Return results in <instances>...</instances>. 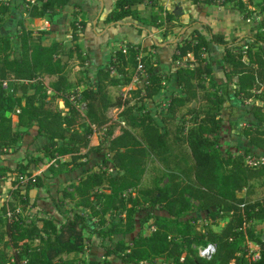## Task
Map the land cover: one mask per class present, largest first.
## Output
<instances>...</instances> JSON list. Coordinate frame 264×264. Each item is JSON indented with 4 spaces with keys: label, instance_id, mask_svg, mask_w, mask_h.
Masks as SVG:
<instances>
[{
    "label": "trees",
    "instance_id": "trees-1",
    "mask_svg": "<svg viewBox=\"0 0 264 264\" xmlns=\"http://www.w3.org/2000/svg\"><path fill=\"white\" fill-rule=\"evenodd\" d=\"M83 1L89 0H36L26 9L30 19H44L72 6L68 50L59 41L44 45L42 37L49 30L34 33L25 26L22 16L18 20V54L13 51L9 35L0 34V156L16 152L20 140L33 127L44 140L37 156L28 155L26 162L15 166H0V175H11L12 184L17 185L7 207L0 206V264L10 260L9 248L14 250V259L25 260V264H148L156 258L165 264H264V240L250 225L252 220H264V195L251 198L254 183L263 180L260 185H264V0L256 4L260 18L252 34L231 38L213 31L205 21L183 23L170 12L160 18L153 9H163L165 0H102V6L97 0L94 26L102 33L110 27L123 26L134 28L139 35L150 31L149 27L161 31L149 38L151 45L128 41L125 48L118 47L98 68L93 85L86 83L81 70L87 59V51L78 42L88 23L83 18ZM226 2L241 14L255 3L224 0L220 5ZM147 7L152 11L145 17L142 11ZM10 14L9 2L0 0V28ZM170 36L175 39L173 42ZM168 41L175 45L170 62H181L188 55L192 58L186 60L191 65L175 66L173 78L160 71L159 59L155 60L158 53L151 54L152 49ZM209 45L221 50L223 82L213 76ZM74 58L77 63L70 65ZM139 62L147 76L143 86L130 90L131 96L125 99L113 97L110 88L128 85ZM74 69V80L70 81L68 75ZM45 77L51 78L48 86L54 97L62 98V93L78 88L80 100L86 105L84 113L65 98L66 110L55 107L46 92ZM169 83V116H162L160 124L145 102L153 100ZM231 83L238 98L261 102L252 104L249 111L253 121L241 130L247 143L242 154H224L219 146L225 117L222 114L226 111L231 116L235 111L230 101L234 96L229 93ZM19 84L21 94L16 93ZM112 108L120 109L119 117L125 126L108 115ZM136 109L142 111L135 113ZM178 113L190 118L175 126L173 138L177 144L187 146L191 161L177 170L162 171L150 186L141 187L150 154L165 160L170 133L167 124ZM102 128L108 138L105 151L90 142L93 132ZM255 153L262 158L258 167L245 161L246 155ZM93 155L98 158L93 159ZM64 156L69 160L61 161ZM45 159L52 161L48 173L53 176L76 172L68 186L61 188L59 200L62 204L65 199L72 201L80 210L64 213L59 226L46 217L23 218L16 212V208L29 203L32 188L45 187L48 175H34L32 171ZM242 191L244 194L240 195ZM140 209L148 212L137 219ZM155 209L164 214L153 213ZM192 210L203 212L208 221L202 229L183 218ZM222 218L227 221L218 231L209 227ZM150 219L153 229L149 234L113 242V236L132 234ZM88 234L99 238L102 257H71L88 247ZM36 240L38 243L33 244ZM250 242L258 246L257 258H253ZM207 243L215 245L210 259L197 254V248ZM111 256L118 262L112 261Z\"/></svg>",
    "mask_w": 264,
    "mask_h": 264
},
{
    "label": "rangeland",
    "instance_id": "rangeland-1",
    "mask_svg": "<svg viewBox=\"0 0 264 264\" xmlns=\"http://www.w3.org/2000/svg\"><path fill=\"white\" fill-rule=\"evenodd\" d=\"M14 1L15 3H12ZM171 1L173 0H165V3L166 4H168L169 2L171 3ZM212 1L213 3L211 4L214 6H224V9H233L232 4L230 2H226L225 4L220 5L221 2L217 0H212ZM9 2L11 5V14L7 17L6 22L0 28V34L9 35L11 39L13 51L15 54H18L19 45H20L19 39H18V32H19L18 20L21 16H26L25 10L30 6V4L27 7V4H26L27 0H10ZM200 2H203L204 4H206L204 0H200ZM254 2L255 3L253 5L248 6L247 10L243 11L242 14L238 10H237L238 14L236 12L232 14L234 18H237L238 23H235L236 21H234V23L237 25H235V27H230L231 31L226 30V34H227L226 36L228 38L234 37V34H237L235 36H239L242 34L243 35L248 34L250 33L248 32L249 30H252L253 28L257 26L258 24L257 22L259 21V18H260V13L258 12V8L256 4L257 2H259V0H254ZM164 7H165V4L163 5V9L161 10L156 9V12L160 14V18H164L165 13L168 12ZM151 11L152 9L150 8L147 9L146 12L142 11V15H144L145 17H148ZM244 15H246L247 18H245ZM94 16H95V13L91 15L90 17L88 16L86 17L84 15L83 18H85L87 22L88 21L91 22L94 19ZM45 18H47V21L49 23L51 22L52 17L51 18L45 17ZM59 19L61 21L60 29L62 30L63 25L65 24V26H68L69 21L71 19V15L69 14V7L66 6L64 8V11L62 12ZM190 20H197V19H190ZM35 22H36L35 20H31V23H32L31 27L30 25L25 24L27 28H32L34 33H36L38 30L42 28L40 27L42 25H39L40 24L39 22L37 23V25L35 24ZM163 26H165V24H163ZM151 28L153 27H149L150 31H151ZM221 29L224 30L223 27ZM68 30L70 31V28ZM153 30H156V29L154 28ZM62 32L64 33V30ZM144 33L146 32H142L140 35H143ZM81 34L82 33L79 34V38H81ZM46 39H47L46 37H42V42L44 44L46 43ZM169 40H172L171 42H173L175 39H173V37H170ZM78 42L82 43V40L80 41L78 40ZM127 42L128 41H126V44ZM168 44H171V43H169V41L165 42V45H168ZM83 46L82 48H84ZM170 46H173V45H170ZM122 47L125 48V46H122ZM212 47H215V45H212V46L209 45V49L207 53L210 57V61L214 69L213 76L217 82H223L225 80V77H224V74L221 68V59H219L221 58L220 57L221 50L218 51L216 50V48L213 50ZM156 52L158 53L159 51L154 49V52L151 51V54L154 55L156 54ZM140 55H142V53ZM156 55H158L159 57H155V60L159 59V63H158L159 69L165 77L173 78L174 77V71H173L174 66L178 64L191 65L189 62L186 61L187 59H192L191 55H188L181 62H174V63L170 62L171 64H168L169 62L168 60L162 61L159 53ZM86 56H87V59L84 63V66L81 68V70L83 71V76L86 79V83L88 85H93L96 80V78L94 77L96 76L94 75V72L98 70V63H96L95 60H91L92 59L91 55H89L88 53L86 54ZM76 63L77 61L75 58L70 61V65H75ZM75 70L77 69H74L68 75V79L70 81L74 80L73 73L75 72ZM113 75H116V73L113 72ZM146 78L147 76L145 74L139 75L137 80L134 81V84L132 85L133 86L132 89L142 87L143 84L145 83ZM50 81H51V78H47V77L44 78V83L46 85H48ZM20 84L17 85V90H16L17 94H21ZM171 85L172 83H169L168 87L163 88L160 91V93L153 98V100L151 101L147 100L145 102V107L148 109H151L154 113H156L155 119L160 124L163 123V121L161 120L162 116H169L166 114V107L172 95V91L169 88V86ZM234 87H235L234 84L232 83L229 84V93L230 95L234 94V96L230 99V101L234 104L235 111H233L231 116H227L225 114L226 111L223 112L222 116H225V117H223L224 120L222 123V127L219 131V146H220L222 153L224 154H227V152L232 153V154H242L243 153L244 149L247 146V143L241 133V130L243 127H247L253 121V117L249 111L252 104L254 102L261 103L260 101H255L254 99H247L248 101L245 102V100L238 98L234 93V90H233ZM119 88L120 87L110 88V93L113 97L120 96ZM72 90H68V92H72ZM130 96L131 94H127L126 98ZM50 99L53 100L55 107H57L58 109H61L60 105L57 102L58 98L50 95ZM122 99H125V98H122ZM134 101L135 99L132 100V102ZM194 105L195 103L191 104V106H194ZM138 106H140V103H137L136 108H138ZM141 111L142 109L140 110L136 109L135 113H140ZM119 112H120V109L112 108L109 110L108 115L112 118V120L114 121L119 120L120 122L121 119L119 117ZM165 118H170V117H165ZM187 118H190V115H187L184 118H182L180 113H178L169 121V123L167 124V127L170 132L169 133V149L164 154L165 160L163 158L156 157L154 154H150L149 159H148L146 173L141 182V187L150 186L152 184L153 178L156 175H159L162 171L166 169L177 170L180 168V166H183L184 164H187L191 161L187 146L177 144L173 138L174 137L173 131L175 129V126L180 125L181 121ZM13 125L15 126V122H13ZM104 132H105V128H102L99 131L93 132V134L91 135L90 142H91V145H100V147L105 151L108 145V141H107L108 138L106 137ZM43 141H44L43 138L40 135H37L35 127L29 129L27 134L20 140L19 149L16 151V153L13 152L9 154H3L0 156V166H4V165L15 166L19 162H26V157L28 155L37 156L40 152V148H41ZM259 155L260 154L255 153V155H251V156L260 157ZM92 157H94L93 159L98 158L97 155H93ZM60 159L61 161H65V160H69V157L64 156V157H61ZM51 163L52 161H48L47 159H45L37 167H32V171L34 175H38V174L48 175V177L45 178L46 185L45 187H42V188H36V187L32 188L29 191V203L24 207L16 208V212H19V215L23 218H26V216L46 217V218L54 220V223L57 226H59V224L63 222L64 220L63 218L64 213L69 212V214H72L80 210L74 205L72 201L65 199L63 200V204H62L60 203V200H59V198H61V188L68 186L69 179L72 176H75L76 172L71 173L69 171H64L63 173L59 175L53 176L50 173H48V169L50 168ZM11 180H12V176L9 174H5L3 176L0 175V206L5 205L7 207L6 204L9 201H11V196H12L11 191L17 188V185L12 184ZM22 181L25 182L26 179H23ZM262 181L263 180H260L254 183V187H253L254 192H253V195L251 196L252 199L259 198L264 195V185H260ZM243 194H244V191L240 193V195H243ZM147 212H148L147 210L140 209V213H138L136 218L137 219L143 218L144 216L147 215ZM153 213L164 214V212L159 209H155ZM8 216H11V213H8ZM183 218L190 220L191 223L195 224L201 229L208 222L204 218L203 212H196L195 210L185 213L183 215ZM26 220L27 219H25V221ZM226 221H227V218H222L218 220L216 223H210L209 227L215 231H218L226 223ZM150 222H152V219L144 223L142 226L136 227L135 231L132 234L113 236V242L117 240L129 241L133 235L149 234L151 230L153 229V226L149 225ZM137 223H138V220H137ZM250 225L254 229L257 236L260 239L264 240V220H252L250 222ZM37 243L38 241L36 240L33 244H37ZM105 243L108 244L109 242L106 241ZM85 244L88 247L83 252L77 253V254H70V256L78 258L80 260L91 258V257H99V258L102 257L104 250L102 247L98 245L99 238L95 234H88V237L85 240ZM249 247H250V250L253 252V258H257L258 256L257 244L250 242ZM8 250L10 254V260L6 264H12L11 260H15L14 259L15 255H12V253H14V250L12 248H9ZM90 252L93 255H91ZM110 259L116 263L118 262L114 256H111ZM148 264H165V263H163L160 258H156L150 261Z\"/></svg>",
    "mask_w": 264,
    "mask_h": 264
},
{
    "label": "crops",
    "instance_id": "crops-1",
    "mask_svg": "<svg viewBox=\"0 0 264 264\" xmlns=\"http://www.w3.org/2000/svg\"><path fill=\"white\" fill-rule=\"evenodd\" d=\"M5 1H10V0H3ZM29 1V2H28ZM35 0H27L26 4L27 7L30 3H33ZM106 1V0H105ZM109 3H112V0H108ZM12 3H15L12 2ZM206 3V2H205ZM10 4V2H9ZM165 4V9L170 12L174 13L176 17L179 19V21L186 23L190 19H197L200 21H205L209 23L211 26L212 30L215 32H221L225 36L226 30L231 31L230 27H235V23H238L237 18H234L232 14L236 12L238 14L237 9H224V6H214L211 3H206L204 4L203 2H198L196 4L191 3L188 0H173L171 3L169 2L168 4ZM208 4V5H207ZM15 5V4H14ZM83 5L86 9V14L85 16L90 17L93 15L99 8V2L96 0H89V1H83ZM11 7V5H10ZM66 7V6H65ZM60 9V11L52 16L51 22L49 23L47 21V18L45 19H30L27 14L26 16H22L24 18V24L26 25H32L31 20H35V24L39 22V25H42L40 30H49L50 34L46 36V43L44 45H49L52 41H59L62 43L63 47L65 50H68L71 47V36H70V31L69 29V24L68 26H65V24L62 27V30L60 29V16L62 12L64 11V8ZM69 7V14L71 15L72 12L74 11V8L72 6H67ZM216 7V8H214ZM150 7H147L144 11L146 12L147 9ZM151 9V8H150ZM26 11V10H25ZM153 11H156V9H153ZM232 13H231V12ZM179 15V16H177ZM95 18V16H94ZM71 20V19H70ZM234 21H236L234 23ZM70 22V21H69ZM95 20L93 19L91 22L88 21L86 25V29L84 33L81 34V38H79V41L82 40L81 45L84 47V49L87 51L89 55H91V60H95L96 63H98V68L102 66L103 64L107 63V61L110 58V54L113 53L118 47H122L126 45V41L134 42V43H140L144 44L147 42L148 45H151L149 43V38L152 36L159 35L160 29L155 28L156 30H153L154 28H151V31H146L143 35H139L138 32L134 28H130L128 26H123V27H110L107 29L106 32L102 33L100 28H95ZM147 27V26H145ZM219 27V28H218ZM224 28L221 29V28ZM59 28V29H58ZM32 29V28H30ZM64 30V33L62 32ZM95 30V32H94ZM145 32V31H143ZM250 32V33H248ZM247 33L252 34V30H249ZM65 35V37H64ZM237 34H234V36ZM243 35V34H242ZM229 36V35H228ZM171 37V36H170ZM227 37V36H226ZM228 38V37H227ZM173 44H168L165 45L164 43L159 44L155 49L158 50L161 60L162 61H169L168 64L170 63V55L171 53L174 52L175 50V45L170 46ZM212 46V45H211ZM173 47V48H172ZM220 51V49L215 46L212 47L214 50ZM173 49V50H172ZM154 52V49L151 50ZM221 54V53H220ZM222 55V54H221ZM221 57V56H220ZM221 59V58H219ZM175 65V64H174ZM175 70V66H174ZM173 70V71H174ZM97 72V70H96ZM96 72H94V75H96ZM96 78V76H94ZM96 81V80H95ZM48 86V85H47ZM53 96V95H52ZM50 97V95H49ZM58 98L57 102L60 105V108L62 110H66V107L64 106V101L60 97ZM95 132V131H94ZM16 153V152H15ZM59 175V174H58Z\"/></svg>",
    "mask_w": 264,
    "mask_h": 264
},
{
    "label": "built area",
    "instance_id": "built-area-1",
    "mask_svg": "<svg viewBox=\"0 0 264 264\" xmlns=\"http://www.w3.org/2000/svg\"><path fill=\"white\" fill-rule=\"evenodd\" d=\"M217 1L223 2V0H217ZM143 74H144V69L142 67V64L139 62L131 82L128 85L119 88V95L122 98H126L128 92L133 88L132 85L134 84V81L137 80L139 75H143ZM3 87H6V82L3 83ZM46 92L48 95L54 94V91L49 86L46 87ZM61 96L62 99L63 98L67 99L68 102H70L79 112H81L82 114L84 113L86 105L82 100H80V90L78 88L73 89L72 92L67 91L65 93H62ZM247 101L248 100L246 99L245 102ZM119 123L121 126H125L124 121L120 120ZM245 161L247 162V164H249L252 167H258L262 163V158L247 155L245 156ZM214 252H215V245L213 243H207L206 245L199 246L197 248V254L205 259H210L214 254ZM11 261L12 264H25V260H21L19 262L16 260H11Z\"/></svg>",
    "mask_w": 264,
    "mask_h": 264
},
{
    "label": "water",
    "instance_id": "water-1",
    "mask_svg": "<svg viewBox=\"0 0 264 264\" xmlns=\"http://www.w3.org/2000/svg\"><path fill=\"white\" fill-rule=\"evenodd\" d=\"M99 1L101 2V6H102V4H103V3H102V0H99ZM67 58H68L67 56H64L63 59H64V60H67Z\"/></svg>",
    "mask_w": 264,
    "mask_h": 264
}]
</instances>
